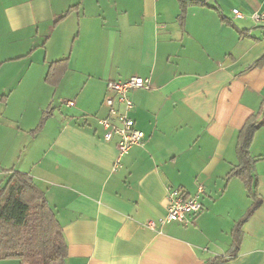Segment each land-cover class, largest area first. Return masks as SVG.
I'll list each match as a JSON object with an SVG mask.
<instances>
[{
	"label": "crops",
	"instance_id": "obj_1",
	"mask_svg": "<svg viewBox=\"0 0 264 264\" xmlns=\"http://www.w3.org/2000/svg\"><path fill=\"white\" fill-rule=\"evenodd\" d=\"M208 1L218 10L182 0H0V187L13 171L31 175L63 228L65 264H264V125L250 147L263 202L233 257L234 228L252 201L227 177L242 128L264 110V63L251 67L264 55V25L252 18L264 0ZM65 58L50 85V64ZM136 76L150 79L130 93L146 138L117 163V138L104 140L98 118L109 114L108 81ZM169 186L190 195L204 187L193 224L159 223Z\"/></svg>",
	"mask_w": 264,
	"mask_h": 264
},
{
	"label": "trees",
	"instance_id": "obj_2",
	"mask_svg": "<svg viewBox=\"0 0 264 264\" xmlns=\"http://www.w3.org/2000/svg\"><path fill=\"white\" fill-rule=\"evenodd\" d=\"M189 3L218 10L217 6L210 4L208 0H182L184 6ZM70 11L68 10L62 18ZM263 63L264 55L251 67H259ZM1 65L0 61V67ZM67 66L66 58L52 62L46 81L56 86L67 70ZM51 114V108L44 112L36 131L43 127ZM263 125L264 110H260L247 120L237 143L238 164L227 176L240 178L252 201L247 213L234 228L233 249L230 257L235 256L239 251L243 224L263 202L255 175L256 160L250 153L255 133ZM66 251L67 241L63 228L50 207L45 193L33 182L30 174L13 171L5 184L0 187V260L14 259L21 264H65ZM227 259L225 256H218L204 264H222Z\"/></svg>",
	"mask_w": 264,
	"mask_h": 264
},
{
	"label": "built area",
	"instance_id": "obj_3",
	"mask_svg": "<svg viewBox=\"0 0 264 264\" xmlns=\"http://www.w3.org/2000/svg\"><path fill=\"white\" fill-rule=\"evenodd\" d=\"M235 18L243 19L246 14L239 9H233ZM256 24L264 25V12L252 14ZM150 88V79L143 77H132L127 80H109L107 83V94L104 104L109 108L106 117L98 118V123L103 129V138L110 142L117 138L118 159L117 163L127 155L135 146L143 145L146 135L139 129L136 121L130 116L134 103L130 93L134 89ZM74 106V102H69ZM204 187L199 186L198 192L190 195L181 188H167V212L158 221L160 224L179 223L189 226L195 222L196 217L203 211L202 195ZM146 226L156 228V221L150 220Z\"/></svg>",
	"mask_w": 264,
	"mask_h": 264
}]
</instances>
